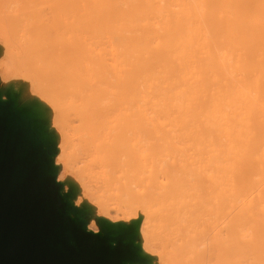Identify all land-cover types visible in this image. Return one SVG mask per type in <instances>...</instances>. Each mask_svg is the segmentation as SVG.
<instances>
[{"label":"bare ground","instance_id":"6f19581e","mask_svg":"<svg viewBox=\"0 0 264 264\" xmlns=\"http://www.w3.org/2000/svg\"><path fill=\"white\" fill-rule=\"evenodd\" d=\"M0 61L88 232L264 264V0H0Z\"/></svg>","mask_w":264,"mask_h":264},{"label":"water","instance_id":"95a60500","mask_svg":"<svg viewBox=\"0 0 264 264\" xmlns=\"http://www.w3.org/2000/svg\"><path fill=\"white\" fill-rule=\"evenodd\" d=\"M55 152L32 108L0 95V264H147L137 226L86 230V213L61 193Z\"/></svg>","mask_w":264,"mask_h":264},{"label":"rangeland","instance_id":"374dc122","mask_svg":"<svg viewBox=\"0 0 264 264\" xmlns=\"http://www.w3.org/2000/svg\"><path fill=\"white\" fill-rule=\"evenodd\" d=\"M1 72L2 71L0 69V95H2L4 97L3 100H7V95L9 93V82L7 80L3 79ZM15 98L17 99V103L20 107H29V106H27V104H24L21 102V96L15 97ZM36 121H39V120L36 118ZM39 123H41V122L39 121ZM85 219L89 223V217L86 214H85ZM94 224L98 228V233L101 232L102 229H101L100 221L97 219ZM251 256L253 258H251L250 256H245V259H248V260L244 264H250L253 261V259H255V256H253V255H251Z\"/></svg>","mask_w":264,"mask_h":264}]
</instances>
